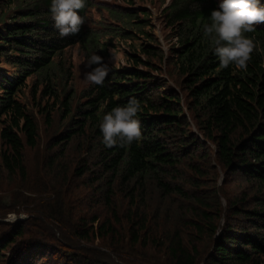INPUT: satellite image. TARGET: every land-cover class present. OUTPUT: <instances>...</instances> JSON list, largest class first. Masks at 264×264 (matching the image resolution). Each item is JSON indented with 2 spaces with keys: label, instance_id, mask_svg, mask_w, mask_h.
Instances as JSON below:
<instances>
[{
  "label": "trees",
  "instance_id": "16d2710c",
  "mask_svg": "<svg viewBox=\"0 0 264 264\" xmlns=\"http://www.w3.org/2000/svg\"><path fill=\"white\" fill-rule=\"evenodd\" d=\"M123 1L132 5V0ZM170 3L164 9L165 26L175 39L169 49L174 69L169 73L182 78L187 107L179 93L154 74L162 69L151 59L160 62L164 55L154 47L153 37L140 30L148 24L147 11L140 12L141 23L135 25L146 36L139 52L147 56V61L130 53L129 66L112 69L102 86L87 83L77 94L69 86L73 77L66 74L70 71L65 73L61 65L69 56L66 51L80 45L77 52L84 53L87 59L97 49L105 53L110 42L101 44L93 33L85 35L81 28L78 34L61 38L49 11L51 0H0V218L20 205L16 198H23L27 205L38 199L15 193L12 208L6 206V199H1L16 181H26L25 149L35 150L38 146V122L20 100L27 88L26 80L35 76L33 96L39 93L38 85L45 84L39 96L47 99V107L41 109L47 130L55 124L52 114L58 94L63 96L58 127L47 137L45 158L37 162L41 174L66 180L69 165H73V178L90 176L86 183L97 188L101 198L96 203L101 202L108 210H113L117 194L130 196L131 209L123 215L127 227L118 226L122 222L114 211L111 218L117 224L112 219L101 222L99 215L82 216L77 220L81 225L74 231L76 238L85 242L98 238L116 245L123 242L124 236L119 235L125 228L128 244H154L164 249L169 264H264V23L256 25V31L245 33L255 43L247 69L238 70L234 65L221 68L211 40L203 34V25L211 22V11L218 9L220 2ZM84 12L85 8L78 14L84 18ZM111 13L124 25V18L135 17L132 8L123 14L116 9ZM117 35L124 42L131 38L125 29ZM3 63L11 66L13 72L1 66ZM54 72L63 76L56 85L52 80ZM133 97L140 102L136 119L141 123V139L124 147H105L99 130L103 115ZM50 100L54 102L51 106ZM78 100L82 103L73 109L72 104ZM185 107L197 120L201 137L189 129ZM212 155L225 171V179L221 185L213 183L206 193L202 189L209 180L203 169L212 166ZM70 156L72 160L63 165L62 160ZM149 182L160 194L165 192L179 199L184 212L179 216L191 230L189 236L182 237L175 226L167 233L149 228L151 214L138 210ZM39 183L37 189L28 185L25 193H50ZM56 202L58 210L44 200L41 205H33L32 214L38 218L30 226L47 218L53 228L59 226L63 231L62 225L67 226L64 198L60 196ZM26 225L27 222H0V226L8 228L0 236V264H44L43 259H50L45 252L48 246L36 244L25 231ZM199 240L207 243L205 255H201ZM6 251L10 253L5 256ZM88 253L85 249L72 251L69 260L96 264Z\"/></svg>",
  "mask_w": 264,
  "mask_h": 264
},
{
  "label": "rangeland",
  "instance_id": "374dc122",
  "mask_svg": "<svg viewBox=\"0 0 264 264\" xmlns=\"http://www.w3.org/2000/svg\"><path fill=\"white\" fill-rule=\"evenodd\" d=\"M171 1L172 0H132V5H130L126 4L123 0H92L93 6L88 10L87 23L84 28L87 29V33L97 35L101 44L110 42V45L105 47V53L102 54L97 49L92 52V55L96 54L101 56L105 63H109L108 49L113 48L116 50V60L114 63L109 64L111 70L114 68L127 67L130 65V53L139 55L140 59L144 62L147 61V56H144L143 54H140L141 52H139V45L146 42V36L139 31L138 26H135L141 23L140 12L144 10L147 11L148 16L146 17V21L148 24L140 30L153 37L154 47L163 51L164 55V60L160 62L156 58L151 59V63H155L157 67L161 66L160 68L162 69V72L159 74H154L158 76L159 80L164 81L168 87H171L179 93L182 103H184L187 107L189 102L186 99V93L181 88L182 78L176 74L171 75L169 73L174 69V67L171 66L169 58L171 55L169 49L173 46L175 39L172 37L171 31L165 26L164 9L171 4ZM129 7H132V9L135 10V17L128 19L124 18L126 25H124L117 16L111 13L112 10L116 9L119 13L123 14ZM122 29H125V32L128 34L130 33L131 36V38L125 40V42L117 35V32ZM79 47L80 45L72 47V51L71 49L67 50L69 48L65 49L67 50L66 52L69 56L65 60L61 61V65L63 66L65 73L66 71H70L66 75H71L73 77L69 86H73L77 94H80L87 86V83L83 81V78L84 73L89 71L85 67L87 60L86 56L82 52H77ZM1 66L7 68L10 72H13L11 66L4 63ZM140 68L142 70H146V67L144 66H141ZM62 77L54 72L52 75L53 84L56 85L57 81ZM34 80L35 76L26 80L27 88L23 90V100H20L25 103L27 111L31 113L38 122L40 134L38 146L35 150L25 149L28 167L26 181L22 183L16 181L14 187L6 189L7 191H5L1 199H6V206L10 208H12L11 202L15 198V193L27 194L31 199H38L35 203L30 201L32 205H27L23 198H16V200L20 201V205L14 207L13 210L10 211L11 213L6 214L7 216H5V218H0V222L4 224L27 222L25 231L28 236L33 239L36 244L48 246V248L45 249V252L46 254H49L50 259H43L44 264H75L72 262L74 259L71 261L69 260V255L72 251H77L79 249L87 250V252H89V259L94 261L96 264H122L119 259L126 261V263L123 264H133L131 261L141 264H169V259L166 256L164 249L155 246L154 244L149 246L136 244L134 247L128 244L129 234L124 230L125 228H121L119 235V238H121V235L122 237H125H123V242H118L116 245L109 242L104 243L98 238L85 242L74 236V231L78 229L77 226L79 227L81 225L79 222L77 223V220L82 216L90 218L92 216L99 215V221L101 220L102 222L105 219L111 220L112 212L114 211L119 215L120 220L123 223L118 226L127 227L125 224L128 223L125 221V217L123 215L128 214V210L131 209L129 202L130 196L124 192L122 194H117V198L112 202L114 204L112 206L113 210L111 209V211L103 206L101 202L96 203V201H99L101 198L99 196V192L95 191L97 188H92L88 183H86V181H89L90 176H84L79 179L73 178V165H69L71 169L68 172L66 180H62V178L59 177H45L41 174L42 169L39 168L38 170L37 162L41 163L43 156L45 158V154H47V151L45 150L47 137L50 136L58 127V110L61 108L60 103L63 100V96L58 94V103L55 106V113L52 114L55 124L50 130H47L43 125L45 121V114L44 112H41V109L47 107L45 102L47 99L42 100L39 96L40 92L44 90L45 84L38 85L39 93L33 96L31 94V90L33 88L32 86ZM82 100L74 101L72 108L74 109L78 107V105L82 103ZM53 103L54 102L50 100L48 105L51 106ZM186 107L184 108V114L189 118V129L193 131V133H198L195 125L197 120H193V117L190 115V112L186 109ZM201 134L198 133L200 137ZM209 147L213 149V146ZM75 157H77V155ZM70 160H72L71 156L66 160H62L63 165H66V163L70 162ZM211 162L212 166L209 170H206V168L203 169V172H206L208 176L206 180H209L207 182L208 185L204 186L202 189L206 193L211 187H213V183L221 185L225 179L223 177V175H225V171H222L219 163L215 161L213 155L211 156ZM38 181L42 182L50 193H38L37 195L25 193L24 189H27L28 185H31L36 189L39 188L40 183ZM142 193L145 197L141 201L143 203L139 206L138 210L139 212H147L149 216L151 214L149 218V228L152 229V231L159 229L162 233H167L169 231L171 232L175 226L181 232L182 237L189 236L191 230L188 226L183 224L184 220L180 219V216L184 212L181 211L180 201L175 195L168 196L165 192L163 195L160 194L155 184L150 182L147 183ZM60 196L64 198L63 211L67 213L65 215V218H67V226L62 225L63 231H61L59 226H56L57 229L53 228L51 225L53 222L49 223L47 218H45V220L42 219L41 221L46 223L48 228H45L42 222H39L31 227L30 222L37 220L38 218V215L35 216L32 214L31 209L33 205H37V203L41 205V201L44 200V202H51L52 206L55 205L53 208L58 210L56 199ZM224 205L225 203L223 202L222 207H224ZM112 220L117 224L114 219ZM6 229L8 228L0 226V236L4 234ZM198 243L201 255H205V246L207 243H204L201 240H199ZM65 251H70V253L67 252L68 254L65 255ZM9 253V251H6L5 256ZM199 264H202V262H199Z\"/></svg>",
  "mask_w": 264,
  "mask_h": 264
},
{
  "label": "clouds",
  "instance_id": "9594fccd",
  "mask_svg": "<svg viewBox=\"0 0 264 264\" xmlns=\"http://www.w3.org/2000/svg\"><path fill=\"white\" fill-rule=\"evenodd\" d=\"M85 7L86 0H51L49 11L61 38L79 33L85 19L78 13ZM209 19L211 22L203 25V34L211 40L220 67L234 65L238 70H246L255 43L245 33L256 31V25L264 23V5L260 0H221ZM108 53L109 63L96 54L87 58L85 67L91 71L84 73V82L103 85L111 71L109 64L116 60L115 49L109 48ZM139 111L140 102L133 97L103 115L99 130L105 147H124L141 139V123L136 119Z\"/></svg>",
  "mask_w": 264,
  "mask_h": 264
}]
</instances>
